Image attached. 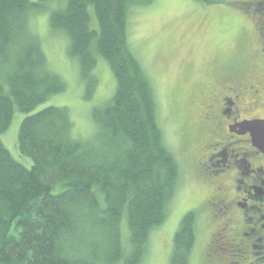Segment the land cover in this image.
<instances>
[{
    "label": "trees",
    "instance_id": "16d2710c",
    "mask_svg": "<svg viewBox=\"0 0 264 264\" xmlns=\"http://www.w3.org/2000/svg\"><path fill=\"white\" fill-rule=\"evenodd\" d=\"M147 1L0 0V135L14 108L29 112L66 89L31 27L39 14L48 12L49 29L65 38L85 99L96 90L98 56L115 78L111 99L92 108L90 137H74L68 109L50 105L21 121L17 144L29 167L0 136V264H140L150 232L166 219L180 165L126 32L128 7ZM196 219L194 210L180 219L169 264H188Z\"/></svg>",
    "mask_w": 264,
    "mask_h": 264
},
{
    "label": "rangeland",
    "instance_id": "374dc122",
    "mask_svg": "<svg viewBox=\"0 0 264 264\" xmlns=\"http://www.w3.org/2000/svg\"><path fill=\"white\" fill-rule=\"evenodd\" d=\"M239 1L219 0L205 4L200 0H148L128 7L127 42L150 81L158 108L157 121L180 165V177L166 219L150 232L140 264H169L172 238L180 219L208 196V185L196 170L191 156L195 146L193 123L203 113L199 102L209 89L203 84L209 71L222 73L225 67L238 68L244 64V60L240 63V56L246 51L249 35L244 25L250 23L243 19V8L234 4ZM90 11L91 25L96 28V18L92 9ZM47 17L48 12L35 16L31 27L40 37L52 71L65 80L66 89L29 112L14 108L10 124L0 135L12 157L26 167L31 165V159L19 152L17 144L19 127L26 115L49 105L66 107L74 137L85 139L95 129L92 108L106 104L115 90L110 66L98 56L94 67L98 81L96 90L90 99L84 98V83L77 61L66 53L65 38L49 29ZM233 71L239 70L231 69ZM212 224L204 210L203 214H197L195 241L188 264H209L202 258ZM121 227L122 240L128 245L125 217Z\"/></svg>",
    "mask_w": 264,
    "mask_h": 264
},
{
    "label": "flooded vegetation",
    "instance_id": "af4514ba",
    "mask_svg": "<svg viewBox=\"0 0 264 264\" xmlns=\"http://www.w3.org/2000/svg\"><path fill=\"white\" fill-rule=\"evenodd\" d=\"M234 4L250 23L244 25L249 34L246 54L240 56L244 64L209 71L203 83L209 89L199 102L203 113L193 123L191 156L208 196L191 209L204 210L213 223L204 262L264 264V149L242 125L264 121V0Z\"/></svg>",
    "mask_w": 264,
    "mask_h": 264
},
{
    "label": "water",
    "instance_id": "95a60500",
    "mask_svg": "<svg viewBox=\"0 0 264 264\" xmlns=\"http://www.w3.org/2000/svg\"><path fill=\"white\" fill-rule=\"evenodd\" d=\"M242 125L247 130L251 131L255 145L261 149H264V121H245L242 123Z\"/></svg>",
    "mask_w": 264,
    "mask_h": 264
}]
</instances>
